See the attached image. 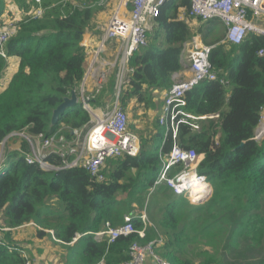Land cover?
Returning <instances> with one entry per match:
<instances>
[{
    "label": "trees",
    "instance_id": "16d2710c",
    "mask_svg": "<svg viewBox=\"0 0 264 264\" xmlns=\"http://www.w3.org/2000/svg\"><path fill=\"white\" fill-rule=\"evenodd\" d=\"M10 1L22 16L17 34L4 50L7 58L17 57L19 64L0 93V142L23 129L31 136H51L61 130L71 137L72 130L86 127L91 120L81 103L65 110L53 126L51 119L53 110L83 80L86 50L82 42L96 10L73 7L66 11L55 6L33 19L25 16L36 7L34 0H0V18L12 16L6 12ZM42 6L49 7L43 2ZM160 8L147 45L128 61L133 72L121 89L119 105L126 112L128 108L144 114L154 111L160 103L155 92H166L173 75L183 70V45L199 36L203 44L213 47L209 61L217 79L199 82L186 94L184 108L193 116L218 113L219 118L197 121L195 131L181 124L176 139L179 147L198 154L196 169L206 177L213 195L205 203L192 205L158 186L156 191L169 198L157 220L163 233L144 226L137 209L156 179L160 151L169 153L172 147L170 139L163 142L165 130L158 119L151 127L153 136L140 138L135 157L107 160L101 169L102 181L80 167L44 171L28 165L22 154L8 153L0 172V222L10 230L33 224L40 229L39 237L46 230L65 253L62 264H123L132 243L147 245L160 238L162 243H154L151 249L169 264H222V248L237 247L242 237L253 238L257 245L264 239V138L253 141L264 107V55L257 54L264 50V37L250 34L232 46L223 41L225 29L218 19L196 20V28L189 26V20L179 19L181 10H189V0H167ZM7 66V59L0 56V81ZM113 85L114 80L90 105H106L104 98L113 96ZM21 148L25 150L24 143ZM48 160L60 165L55 157ZM125 215L133 217L135 233L110 244L95 241L94 234L105 223L117 227ZM141 230L143 238L138 234ZM3 239L0 264H24L21 254L6 248L15 245L11 234L7 232Z\"/></svg>",
    "mask_w": 264,
    "mask_h": 264
},
{
    "label": "built area",
    "instance_id": "2783aa9c",
    "mask_svg": "<svg viewBox=\"0 0 264 264\" xmlns=\"http://www.w3.org/2000/svg\"><path fill=\"white\" fill-rule=\"evenodd\" d=\"M102 2L97 0L95 3ZM167 0H119V6L111 15L107 25L99 34L98 44L93 52V59L84 68L85 75L76 90L77 103L90 114L91 120L86 127L71 131V137L65 136L61 130H57L51 136L38 134L31 136L26 130L13 131L0 142V172L4 170L7 160V152L22 154L28 165H37L44 171L60 169H75L80 167L88 172L94 179H104L101 169L107 160L124 156L135 157L139 153L140 140L128 130L129 116L119 105L121 89L129 82L133 70L129 69L128 61L139 48L147 45V33L153 19L158 17L160 7ZM63 6L68 0H62ZM36 7L30 11L26 18H41L46 11L55 7L43 8L41 0H34ZM61 7L63 8V6ZM189 10L180 12L179 19L200 20L202 22L218 19L223 25V41L229 45H239L250 34L264 37V0H189ZM79 8V7H78ZM90 8L91 7H86ZM82 9V8H80ZM123 9H128V16L123 15ZM12 16L4 15L0 18V56L8 59L4 47L6 43L17 34L18 23L22 16L17 10H9ZM4 17L10 19L4 20ZM116 40L118 42L117 56L114 65L117 73L114 79V100L112 104H106L100 113L94 111L90 105L95 96L103 89L108 74L107 68L112 64L104 60L101 55L107 45ZM193 49L187 51L188 75L183 78L180 72L173 75L172 86L164 93L161 113L158 116V125L164 132V139L172 141L169 153L162 150L159 153V171L150 188V197L158 186L169 189L174 196L183 197L190 203L207 202L213 195V188L203 174L198 173L196 164L198 154L194 150H186L179 147L176 142L178 126L183 124L193 131L198 130L197 121L215 120L219 114L209 116H193L185 111V96L192 91L201 81H214L217 79L214 68L211 66L209 57L213 47L203 45L193 37ZM186 44L183 45V48ZM257 54L264 55L260 49ZM2 80V79H1ZM88 80L93 82L91 92L86 91ZM225 84L223 80H220ZM3 83V82H2ZM0 81V89L3 84ZM3 91V90H2ZM0 91V93L2 92ZM264 138V107L260 109L259 118L255 125L253 141L260 142ZM16 143L13 151L11 143ZM25 144V150L21 144ZM57 158L60 165H53L49 158ZM148 199V198H147ZM137 215L145 227L151 226L148 222L147 210L137 209ZM133 217L125 215L123 222L117 227L105 223L103 228L94 234L95 241L106 240L113 243L118 237H127L135 233L132 224ZM7 231L8 229H2ZM10 230V229H9ZM143 238V230L138 232ZM77 235L71 244L77 241ZM0 234V244H4ZM154 243L161 244L162 239ZM154 243L140 245L132 243L128 248L129 259L123 264H146L148 260L152 264H169L160 255H157L151 246ZM9 251H15L24 259V264H35L28 254L19 246H6ZM101 264V263H100Z\"/></svg>",
    "mask_w": 264,
    "mask_h": 264
},
{
    "label": "rangeland",
    "instance_id": "374dc122",
    "mask_svg": "<svg viewBox=\"0 0 264 264\" xmlns=\"http://www.w3.org/2000/svg\"><path fill=\"white\" fill-rule=\"evenodd\" d=\"M96 1L97 0H68V3L65 6L62 5L63 4L62 0H41V3L42 2L47 3V6L49 7L51 5H55L56 8L58 7L62 8L61 7L62 5L63 9H65L66 11L70 10V8H73V7H79V8L91 7L92 9H95L96 15L90 24V31L91 29H95L96 30L95 33H100L102 32V28H104L107 25L108 21L111 18V15L116 11L117 7L119 6V0H103L102 2L100 1L99 3H95ZM9 8H7V11H9ZM129 12L130 11L128 9H123L124 16H128ZM180 12L182 13L183 10H181ZM8 19L10 18L4 17V20H8ZM188 24L190 27L196 28L197 21L192 19L188 21ZM152 26L153 25L148 26V29L150 30L148 31L147 35L152 32L153 30ZM195 38L197 41H201V43L203 44L201 37L196 36ZM192 47H193V43L192 45H190L191 49H193ZM187 51L188 50L183 49L181 53V58H180L181 65H186V66L188 65L189 60L187 58L188 57ZM113 100H114V94L113 96L111 95L110 97L104 98V102L107 104H112ZM161 111H162L161 107L159 109L158 104H156L153 112H155L156 114H160ZM137 112H138L137 110H134V112H132V110H129L128 108V111H127L128 116H129L128 130L131 134L137 135L139 140L140 138L148 139L150 138V135L153 136L152 132L154 131L151 128L154 123V122L151 123L152 119H150V115H149L151 112L150 113L148 112L149 114L146 113L145 116L143 112L140 115H138ZM148 119H150V121H148ZM15 144L16 143L14 141V143H11V145L9 146H14ZM153 146L154 144L152 142L151 148L149 149L151 152L154 150ZM149 193L147 192L146 194V197L149 198L148 202L146 203V197H145V200L140 207L141 209L145 207V210H147L148 222L149 224H151L150 227L155 228L156 230H158L159 233H163L162 230L157 225L158 224L157 218H159V215L163 211V207L166 204L164 202H158V199L160 198L163 199L164 197H162V194L159 191H156V193L148 197ZM168 200L169 198L166 197L165 201L168 202ZM190 204L194 205V203H190ZM35 227L38 228V226H35ZM2 229H8V228L4 225L3 222L2 223L0 222V234H2V236H4L7 232L11 234L13 231H15V229L14 230L8 229L7 231H3ZM11 240H12V243L15 244L14 246L19 245L20 247V244H18L20 240H18L17 238L13 239L12 235H11ZM237 245H238L237 247H226V249L225 248L221 249L219 253V257L222 260V264H257L259 263L260 260H264V239L261 240L259 245H257V243L253 241V238L248 239V238L242 237L239 239ZM55 249H56L57 254L54 255L53 258L49 257L48 258L49 261L44 260L45 263L43 264H60L61 263V261L63 260V257L65 256V253H63L64 251L60 247H57V248L55 247Z\"/></svg>",
    "mask_w": 264,
    "mask_h": 264
},
{
    "label": "crops",
    "instance_id": "0c3cea01",
    "mask_svg": "<svg viewBox=\"0 0 264 264\" xmlns=\"http://www.w3.org/2000/svg\"><path fill=\"white\" fill-rule=\"evenodd\" d=\"M10 2L11 3L7 2L6 10L9 7H10L9 10H16L15 4L13 3V1H10ZM95 31H96L95 29H91V31L86 33L83 37L82 46L86 50V59H85L84 68L86 67V64H88L93 59V52H94L95 47L98 44V38H99L100 33H95ZM192 42H193V39L191 42L187 43L184 46V49L185 50L191 49L190 45H192ZM117 47H118V42L116 40H113L112 42H110L107 45V47L105 48V51L101 55V57L104 60H106L107 62L112 64L111 67L106 69L107 70L106 74H108V77H107L106 83L103 85V89L107 88V86L115 79V75L118 71V70H116L117 67L114 65V62H115V59L117 56V50H118ZM7 62H8V66L6 68V71L4 72L5 74L1 80V83L3 82L2 83L3 87L0 89V91L4 90L7 87L8 83L10 82L12 75L17 70V67L19 64V59L17 57H11V58L7 59ZM182 68H183V70H181L179 72H180V75L183 78H185L188 75L186 65H182ZM7 75H8V77H7ZM92 87H93V82L91 80H88L86 83V91L91 92ZM113 89H114V85H113ZM164 93L165 92H160V93L155 92V96H156L155 101L160 100V103H156V104H158L159 109L162 106L161 104L163 103ZM104 106L105 105L94 106V109H95L94 111H96V113L98 114V113H100V111H102L105 108ZM137 113H138V115H140L142 112L138 111ZM149 113L148 114L150 115V119H152L151 123H153L156 119H158L159 114H156L153 111H149ZM144 116H145V114H144ZM141 119H142V117H141ZM150 119H148V121H150ZM15 147H16V144L13 146V151L16 150ZM7 153H9V152H7ZM165 198L166 197H164L163 199L162 198L158 199V202L167 203V201H165ZM157 220H158V218H157ZM38 230H40V229L35 227L33 224H26V225L17 227L15 229V231H13L11 233V235H12L13 239L17 238L18 240H20L18 243V244H20V248H22L24 250V252L26 254H28L30 259L35 264H43V263H45L44 260L49 261V259H48L49 257L53 258L54 255L57 254L55 247L57 248L59 246L56 245L55 242H53L54 241L53 238L50 237V233H48L46 230H43L44 233H46V234L43 237H39L38 233H37ZM60 264H62V262ZM146 264H152V262L150 260H148L146 262Z\"/></svg>",
    "mask_w": 264,
    "mask_h": 264
},
{
    "label": "water",
    "instance_id": "95a60500",
    "mask_svg": "<svg viewBox=\"0 0 264 264\" xmlns=\"http://www.w3.org/2000/svg\"><path fill=\"white\" fill-rule=\"evenodd\" d=\"M76 104L77 95L76 92L73 91L69 97L64 98L63 102L53 110L51 126L55 125L58 122L60 115L63 114L65 110L73 108ZM199 203H201V201H197L194 205H197Z\"/></svg>",
    "mask_w": 264,
    "mask_h": 264
}]
</instances>
